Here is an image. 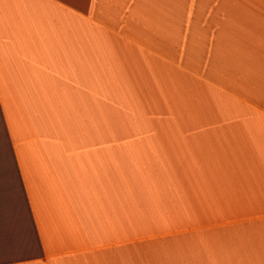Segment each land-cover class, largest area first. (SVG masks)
Returning <instances> with one entry per match:
<instances>
[{
	"label": "crops",
	"instance_id": "obj_1",
	"mask_svg": "<svg viewBox=\"0 0 264 264\" xmlns=\"http://www.w3.org/2000/svg\"><path fill=\"white\" fill-rule=\"evenodd\" d=\"M0 264H264V0H0Z\"/></svg>",
	"mask_w": 264,
	"mask_h": 264
},
{
	"label": "rangeland",
	"instance_id": "obj_2",
	"mask_svg": "<svg viewBox=\"0 0 264 264\" xmlns=\"http://www.w3.org/2000/svg\"><path fill=\"white\" fill-rule=\"evenodd\" d=\"M105 88L107 89V85H105ZM115 95H116V97H118V95H117V92L115 91V90H113L112 91ZM126 91H124L123 93H125ZM120 102H123V101H120ZM112 104H113V102H112ZM114 105H115V107H117V102H114ZM128 105L129 106H127V107H119L118 109L119 110H121V111H128L129 109H133V100H131L129 103H128ZM133 123H135V122H133V121H131V120H126V121H124V122H121L120 124H121V126L122 125H128V124H133Z\"/></svg>",
	"mask_w": 264,
	"mask_h": 264
}]
</instances>
